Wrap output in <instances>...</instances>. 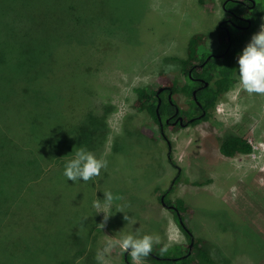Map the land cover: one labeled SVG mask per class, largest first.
Returning a JSON list of instances; mask_svg holds the SVG:
<instances>
[{
  "label": "rangeland",
  "instance_id": "obj_1",
  "mask_svg": "<svg viewBox=\"0 0 264 264\" xmlns=\"http://www.w3.org/2000/svg\"><path fill=\"white\" fill-rule=\"evenodd\" d=\"M225 16L222 0H0V264H127L118 246L105 249L129 233L158 235L169 246L185 242L159 199L170 185L169 198L190 208L184 221L217 264H264V207L248 196L259 197L264 188V96L242 91L237 72L209 119L167 126L165 137L134 105V88L157 89L161 73L183 84L179 60L189 37L202 31L205 48L217 50L216 25ZM261 24L264 15L241 49ZM28 44L41 55L32 67L23 53ZM173 97L187 108L189 97L180 91ZM92 119L95 132L106 133L97 149L78 134ZM232 133L252 143L250 154L220 152ZM49 143L59 152L51 162L38 156L33 179L25 160L37 156L32 148ZM80 147L107 160L100 175L88 182L50 180ZM251 164L253 187L245 183L249 168L230 170ZM106 191L119 199L101 228L104 214L92 204H103ZM142 264L155 263L146 257Z\"/></svg>",
  "mask_w": 264,
  "mask_h": 264
},
{
  "label": "trees",
  "instance_id": "obj_2",
  "mask_svg": "<svg viewBox=\"0 0 264 264\" xmlns=\"http://www.w3.org/2000/svg\"><path fill=\"white\" fill-rule=\"evenodd\" d=\"M199 1L201 3L204 2V0ZM222 9L224 12L225 10L227 11L225 12L226 16L224 18H230L235 24L245 25L247 22L241 19V17H245L250 19V26L246 28H238L233 23L225 21L223 24L228 26V31L230 33V37H228L227 31L219 27L217 24L216 30L218 47L215 51L207 50L205 48L207 36L204 32L197 31L193 33L188 39L185 57L180 58L179 60V64L181 66L180 71L186 80L183 84L177 87V78H172L166 73H161L159 75L160 86L167 87H164L163 91L159 92L158 94V88L151 89L148 86L134 88L137 94V98L134 103L135 107H137L138 110H144L154 119V121L159 125L158 128L161 130V136L163 137H165V135L162 133V131L165 127L171 126L175 128L179 125L172 123L170 124L165 121L166 117L173 114L175 106L179 107V113L184 116L185 120L186 118L193 115L202 114V116L198 118L189 120L187 124L195 125L202 120L209 119L212 116L217 103L225 98V93L231 88L236 80L235 74L238 72L237 57L242 51L241 45L247 40L250 34L256 30L258 20L264 15V0H222ZM81 34H86L85 26L81 30ZM230 42L231 44L229 45ZM14 46L16 45H12V47ZM34 49V47H31L30 44H28L27 48H25L23 51V53L27 55V65H29V67H32L31 65L34 60L40 62V51L37 50L34 52L32 51ZM30 50L32 53H30ZM219 52L223 53V55H212L206 60L209 54ZM193 77H201L204 81L208 82V84L204 85V82H196ZM168 90L172 91L171 101L167 95L169 92ZM194 90L196 91V99L193 97ZM179 91L186 97L190 98L186 109H181L173 97V94ZM157 106L158 113L162 119V124L158 120L156 111ZM169 119L172 120L173 118L170 117ZM89 120L88 122H83L81 126L78 127V134L80 135L79 137L82 142H85L88 145V149H97L103 144V141L106 138V133L101 131L95 132V127L97 125L93 119L92 121ZM140 131L152 139H155L156 137L155 132L149 127L143 126ZM64 134H66L65 130L58 133V136ZM97 134L102 137L99 141L98 137H96ZM55 137L56 136L53 138ZM94 140H97L98 142L95 143ZM252 148L253 145L247 138L235 133L225 136L219 145L220 152L230 157L237 154H250L252 152ZM12 149L17 150L18 148ZM32 149L37 156H33L32 158H27V160H24L25 169H28L31 171V173H33L34 179L39 177V175L34 172L40 167L39 160L42 159L51 162L59 150L52 148L51 143L45 145L44 148ZM168 157L169 162L176 167L170 152H168ZM179 176L180 174L178 170L172 181L174 183L177 182ZM53 178L58 179L60 182L67 180L63 173L60 172H56L53 177H50L49 179L52 180ZM173 189L174 186L170 185L166 190L162 191V193L159 195V199L161 196H163L166 205L172 204L175 206V208H170V210L174 214V218L178 224V227L185 235L186 241L170 245L168 251L163 255L160 253V248L164 244H155L152 253L148 256V259L155 264H217L216 257L208 245L200 238H196L191 228L184 221L183 215L189 211L190 208L184 204L185 202L181 198H169V194L173 191ZM130 258L131 255L126 253V256L124 257L125 261L128 262V264H133L130 261Z\"/></svg>",
  "mask_w": 264,
  "mask_h": 264
},
{
  "label": "clouds",
  "instance_id": "obj_3",
  "mask_svg": "<svg viewBox=\"0 0 264 264\" xmlns=\"http://www.w3.org/2000/svg\"><path fill=\"white\" fill-rule=\"evenodd\" d=\"M237 63L240 89L249 95L264 96V24L260 25L259 31L251 36L249 42L239 53ZM160 123L162 124V119ZM107 163L106 159L98 158L87 148L80 147L75 152L74 158L66 161L63 175L73 183L77 181L88 182L98 177L101 169L107 167ZM103 194V204L100 200L93 201L92 204L97 213L102 212L104 214L102 222L99 224L101 228L104 227L108 218L112 215L113 201L119 199L110 191ZM117 211L124 212L123 209ZM124 219L132 224L134 223V220L128 217L127 214H125ZM160 242L158 235L144 234L136 236L129 233L122 235L115 243H110L105 251L110 252L112 247L118 246L122 252L129 253L136 264H142V261L152 253L154 245L160 244ZM168 249L169 244L163 245L160 248L161 255L165 254ZM104 264H108V262L104 261Z\"/></svg>",
  "mask_w": 264,
  "mask_h": 264
},
{
  "label": "flooded vegetation",
  "instance_id": "obj_4",
  "mask_svg": "<svg viewBox=\"0 0 264 264\" xmlns=\"http://www.w3.org/2000/svg\"><path fill=\"white\" fill-rule=\"evenodd\" d=\"M225 12H227L226 10H225ZM241 19L243 20V21H245V22H247V24H248V21H247V19L248 18H245V17H241ZM225 21H229V22H231V23H233L235 26H237L238 28H246V27H248V25L247 24H245V25H242V24H235L234 22H232L231 21V19L230 18H222L219 22H218V26L219 27H221V28H223V29H227L228 30V26H226L225 24H223V22H225ZM250 24H251V21H250ZM250 26V25H249ZM210 56H214V55H218V56H220V55H223V53H221V52H219V53H211V54H209ZM209 56V57H210ZM209 57H207V58H209ZM207 58H206V60H207ZM193 79L196 81V82H204L205 83V81L203 80V78H201V77H193ZM162 86H159L158 88H161ZM164 87H167V86H163L162 87V90L161 91H163V88ZM200 87V86H199ZM161 91H159V92H161ZM169 91V90H168ZM170 92V91H169ZM169 92H168V94H169ZM167 94V95H168ZM178 106H175V110H174V112H173V114H171L170 116H168V117H166L165 118V121H166V119H167V123H172V124H179V125H186L187 124V122L189 121V120H192V119H194V118H198V116L199 115H201V114H196V115H193V116H191V117H188V118H186V120L184 119V116L181 114V113H179L180 112V109H179V107H178V111H176V108H177ZM179 116H182V118H183V123H180L177 119H178V117ZM170 117H172L173 119L171 120V119H169ZM128 263V262H127Z\"/></svg>",
  "mask_w": 264,
  "mask_h": 264
},
{
  "label": "crops",
  "instance_id": "obj_5",
  "mask_svg": "<svg viewBox=\"0 0 264 264\" xmlns=\"http://www.w3.org/2000/svg\"><path fill=\"white\" fill-rule=\"evenodd\" d=\"M239 166H240V168H239ZM237 168V173H240L241 171H246L248 168V173H245L244 174V176H245V183H246V186H249V187H253V185L255 184V181H256V175H257V173H254V168H253V166H252V164L251 165H248V166H241V165H232V166H230V170H235ZM261 169H264V165H262V167H261ZM261 169H258V167H257V169L256 170H261ZM236 173V174H237ZM227 188V187H226ZM226 188H224V192H226L225 190H226ZM223 189V188H222ZM221 189V190H222ZM230 191H231V188L229 189ZM251 191H252V189H251ZM262 192H259V197L258 196H256V195H254L255 196V198H254V196H251V194H249L248 196H249V200L250 201H255L257 204H259V205H262V207H264V188L261 190ZM263 197V198H262ZM253 199H255V200H253ZM224 201H225V199H224ZM239 202H237V203H235V205H237V206H239V204H238ZM247 213H248V211H247Z\"/></svg>",
  "mask_w": 264,
  "mask_h": 264
},
{
  "label": "water",
  "instance_id": "obj_6",
  "mask_svg": "<svg viewBox=\"0 0 264 264\" xmlns=\"http://www.w3.org/2000/svg\"><path fill=\"white\" fill-rule=\"evenodd\" d=\"M247 21H248V26L250 25V19H247ZM226 31H227V35H228V37H230V33H229V31L226 29ZM231 44V42L229 43V45ZM228 48H229V46H228ZM227 48V49H228ZM226 49V50H227ZM210 56V55H209ZM208 56V57H209ZM208 59V58H207ZM208 84V82H206L205 81V83H204V85H207ZM162 90V87L161 88H158L157 89V94L159 93V91H161ZM171 95H172V91L170 90V92H169V94H168V97H169V100L171 101ZM193 97L196 99V91L194 90L193 91ZM159 103H160V98H159ZM159 103H158V105H159ZM156 111H157V116H158V120H159V122H161V116L159 115V113H158V106H157V109H156ZM176 111H178V107L176 108ZM200 116H202V114L201 115H199L198 117H200ZM180 123H183V118H182V116H179L178 117V119H177ZM166 121H167V119H166ZM161 201H162V204H165V202L163 201V196H161ZM168 207L169 208H175V206L174 205H168ZM126 256V253H124V257ZM128 264V263H127Z\"/></svg>",
  "mask_w": 264,
  "mask_h": 264
}]
</instances>
